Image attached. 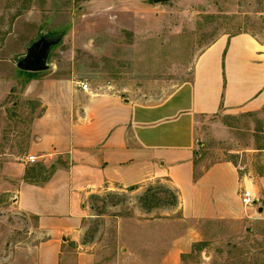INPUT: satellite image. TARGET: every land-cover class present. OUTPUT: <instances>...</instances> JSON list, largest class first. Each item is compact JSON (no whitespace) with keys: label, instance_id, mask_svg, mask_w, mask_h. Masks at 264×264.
I'll return each mask as SVG.
<instances>
[{"label":"crops","instance_id":"crops-1","mask_svg":"<svg viewBox=\"0 0 264 264\" xmlns=\"http://www.w3.org/2000/svg\"><path fill=\"white\" fill-rule=\"evenodd\" d=\"M58 85L39 94L45 109L31 154L50 173L22 178L15 195L37 218L36 264H192L217 228L231 232L253 215L264 224V147L212 163L200 150L212 118L264 111V35L218 38L191 77L158 101ZM154 182L178 196L165 217L145 218L148 230L118 232L115 249L84 241L92 196ZM156 224L176 228L158 235Z\"/></svg>","mask_w":264,"mask_h":264},{"label":"rangeland","instance_id":"rangeland-1","mask_svg":"<svg viewBox=\"0 0 264 264\" xmlns=\"http://www.w3.org/2000/svg\"><path fill=\"white\" fill-rule=\"evenodd\" d=\"M241 32L264 35V0H0V264H36L37 218L18 208L15 195L22 178L50 173L27 160L45 109L39 94L73 82L158 101L191 77L207 46ZM42 39L46 67L20 68ZM212 120L201 138L207 163L264 147V111ZM224 125L229 131L221 132ZM174 193L154 182L92 196L84 241L117 248L118 232L148 230L145 218L165 217ZM174 228L156 224L158 235ZM217 229L192 264H264V224L256 215L231 232Z\"/></svg>","mask_w":264,"mask_h":264},{"label":"water","instance_id":"water-1","mask_svg":"<svg viewBox=\"0 0 264 264\" xmlns=\"http://www.w3.org/2000/svg\"><path fill=\"white\" fill-rule=\"evenodd\" d=\"M168 0H153L154 3H162ZM43 43L41 46L40 44ZM48 45L44 43V39L34 43L28 50L25 58L18 62V66L27 71H41L43 70L46 60V50Z\"/></svg>","mask_w":264,"mask_h":264},{"label":"built area","instance_id":"built-area-1","mask_svg":"<svg viewBox=\"0 0 264 264\" xmlns=\"http://www.w3.org/2000/svg\"><path fill=\"white\" fill-rule=\"evenodd\" d=\"M82 87L83 89H87L88 88V85L86 83H83L82 84ZM27 160L29 162H36L37 161V157L35 155H29L27 157ZM242 197H243V202H244V205L245 206H251L252 203H253V197L251 195V193L247 190H244L243 193H242Z\"/></svg>","mask_w":264,"mask_h":264},{"label":"trees","instance_id":"trees-1","mask_svg":"<svg viewBox=\"0 0 264 264\" xmlns=\"http://www.w3.org/2000/svg\"><path fill=\"white\" fill-rule=\"evenodd\" d=\"M171 189V188H170ZM175 192V191H174ZM175 194V202L173 203V205H175L176 203H177V201H178V196H177V194H176V192L174 193Z\"/></svg>","mask_w":264,"mask_h":264}]
</instances>
